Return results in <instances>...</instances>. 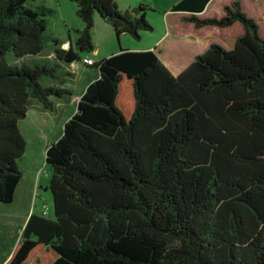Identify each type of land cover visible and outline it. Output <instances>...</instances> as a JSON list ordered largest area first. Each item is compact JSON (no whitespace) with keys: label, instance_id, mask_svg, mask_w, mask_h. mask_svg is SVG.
<instances>
[{"label":"trees","instance_id":"trees-1","mask_svg":"<svg viewBox=\"0 0 264 264\" xmlns=\"http://www.w3.org/2000/svg\"><path fill=\"white\" fill-rule=\"evenodd\" d=\"M70 1L85 27L75 45L48 49L50 10L0 0V203H13L23 178L19 122L34 102L53 112L74 96L65 77L94 51L95 15L118 39L153 31L145 4ZM259 1L178 2L165 17L170 36L223 43L178 75L156 48L88 65L98 74L46 153L54 218L32 214L5 264H264Z\"/></svg>","mask_w":264,"mask_h":264},{"label":"rangeland","instance_id":"rangeland-1","mask_svg":"<svg viewBox=\"0 0 264 264\" xmlns=\"http://www.w3.org/2000/svg\"><path fill=\"white\" fill-rule=\"evenodd\" d=\"M180 1L115 0L118 8L122 11L136 8L140 4H145L149 7L146 16L153 27V31L142 32L140 39H136L130 35H122L118 39L113 27L104 22L96 14L92 30L94 51L81 53V61L76 62L73 68V81L67 76L65 77L67 78L68 87L71 88L74 96L80 99L88 83L98 74L96 67H87L83 63L85 58L97 62L118 54L121 49L132 52L153 50L157 46V40L164 36L167 31L165 22L166 13L170 12ZM34 4H36L35 6L45 7L50 10V13L46 15V37L49 40L48 49L51 48L53 40H58L61 43L68 42L69 44L71 42L75 45L78 37L77 31L85 27V23L77 15V4L70 0H37V3ZM29 5H31V2H29ZM263 5L264 0H260L254 6L259 15L263 14ZM172 38L162 43L161 48L158 50L160 51V55L158 53L157 55L159 60L174 75L184 69L197 54H202L209 44L221 42L216 37H206L201 40L192 37L184 39ZM42 58L45 59L46 57H37V59ZM49 58H51L50 61L53 63L55 59L53 55L49 56ZM165 58L169 60V63ZM29 60L28 58L27 61ZM41 61L43 62V60ZM60 72L62 73V71ZM60 72V77H64ZM62 100V106H55L53 112L45 110L40 104L34 102L27 113V117L19 122L20 131L27 143L25 153L18 162L19 168L23 173V178L18 186L17 200L14 199L11 204L0 203V207H5V211L10 209L22 211L26 210V207H30L35 208V212L38 215L48 219L54 218L53 196L49 189L52 170L46 163V153L48 148L62 135L65 123L77 111V104L75 101L72 102L70 97L66 96ZM44 204L49 209V214L47 215L42 213Z\"/></svg>","mask_w":264,"mask_h":264},{"label":"crops","instance_id":"crops-1","mask_svg":"<svg viewBox=\"0 0 264 264\" xmlns=\"http://www.w3.org/2000/svg\"><path fill=\"white\" fill-rule=\"evenodd\" d=\"M170 38H172V36H170L168 34V32L166 31L165 35L162 36L159 40H157V42H156L157 46L154 47L153 50L156 48V50H155L156 53H158L160 55V51H158L159 48H161V45L164 41H166L168 39L170 40ZM172 39H175V37H173ZM177 39H179V38H177ZM212 43H216V42H212ZM217 43H219V42H217ZM65 44L70 45L68 42H65ZM219 44H223V43L220 42ZM209 46H210V44H209ZM197 55H199V54H197ZM166 61L169 63L168 59H166ZM168 66H169V64H168ZM87 67H91V66L87 65ZM184 69L180 70L179 73L182 72ZM178 74H176V75H178ZM70 100L72 102L75 101L76 104L79 101V99L76 96H73ZM62 103H63V101H58L56 103V106L61 107ZM17 194H18V188L16 190L15 200H17V196H18ZM21 197H23V196H21ZM23 200H24V198H23ZM35 211H36L35 208H30V207H28V208L26 207V210H22V211H16V209H10L8 211H5V207H0V250H2V251H0V264H5L9 260V258L11 257V255L15 249V246H16L19 238L21 237L22 231L25 228L30 216L32 214H37Z\"/></svg>","mask_w":264,"mask_h":264},{"label":"built area","instance_id":"built-area-1","mask_svg":"<svg viewBox=\"0 0 264 264\" xmlns=\"http://www.w3.org/2000/svg\"><path fill=\"white\" fill-rule=\"evenodd\" d=\"M68 46H69L68 44H65L64 48L67 49ZM94 62H95L94 60H92V59H88V58H85V59L83 60V63L86 64V65H93ZM42 213H43L44 215L49 214V209H48V207H47L46 204L43 205Z\"/></svg>","mask_w":264,"mask_h":264}]
</instances>
